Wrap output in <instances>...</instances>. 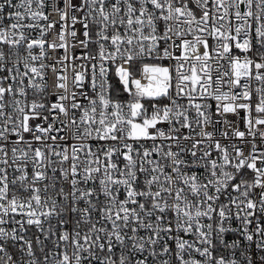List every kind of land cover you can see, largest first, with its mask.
<instances>
[{"label": "snow or ice", "instance_id": "obj_1", "mask_svg": "<svg viewBox=\"0 0 264 264\" xmlns=\"http://www.w3.org/2000/svg\"><path fill=\"white\" fill-rule=\"evenodd\" d=\"M0 264H264V0H0Z\"/></svg>", "mask_w": 264, "mask_h": 264}, {"label": "built area", "instance_id": "obj_2", "mask_svg": "<svg viewBox=\"0 0 264 264\" xmlns=\"http://www.w3.org/2000/svg\"><path fill=\"white\" fill-rule=\"evenodd\" d=\"M74 2H78V0H74ZM6 11H8V9H6ZM50 19H58V17H56V16H52V17H50ZM42 23H43V22H42ZM77 27H79V26H77ZM31 35H32V36H36V35H38V32H32ZM48 39H51V37H48ZM188 39H191V37H188ZM209 43H210V44H214L215 42L212 41V40H209ZM78 51H79V50H77V52H78ZM200 51H201V52L203 51V48H202V47H201ZM57 54H58V55H59V54H62V50H60V52L57 53ZM174 54H175V55H179V51H176ZM50 55H51V53H50ZM250 55H251V54H250ZM254 58H255V57H254ZM48 63H50V61H48ZM160 63H163L164 65L167 66V65H169V63H171V64L174 65V64H175V61H171V62H170V61H168V60H164V61H162V62H160ZM221 63H224V62L222 61ZM137 67H138V65H137ZM69 71H71V70H69ZM173 75H174V72H173ZM53 80H54V75L51 73L50 70H48V84H49L48 92H52V91H53V88L51 87V85H52V83H53ZM109 80L111 81V83H112V85H113V89L120 87L119 84H118V81H117V79H116V77H115V75H114V68L112 69V72H111L110 75H109ZM174 83H175V81H173V84H174ZM253 87H255V82L253 83ZM224 90H227V89L225 88ZM86 91L88 92L89 95L92 94L90 88L86 89ZM171 91H172L173 96L175 97L176 93H175V89H174V87H173V89H172ZM111 94H112L113 98L118 99V100H120V101H127V100L130 99V97H128L127 94H125V93L122 92V89H121V93H120V95H118V96H117L115 90H113ZM31 98H32V96H31V94H30V95H29V99H31ZM51 99L54 100L55 97H51ZM77 99H78L81 103H84V104L87 103V101L83 100V98H81V97H78ZM177 100H178V103H180V104H184V105L187 104V99H185L184 97H177ZM160 102H161V103H169V101H167V100H162V101H160ZM197 102H201V103H203V102H205V101L197 100ZM145 103L147 104L148 102L145 101ZM207 103H209L210 105H212V109L214 110L215 101H211V100H209V101H207ZM77 115H78V113H77ZM191 115L194 117L195 113L192 112ZM61 119H63V117H61ZM229 119H236V118H235V117H229ZM57 127H59V125H57ZM162 127H165V128H166L167 126H166V125H162ZM216 127H220V126L217 125ZM208 130H209V131H212L213 129H212V128H209ZM218 138H219V137H218ZM70 142H72V141H70ZM90 143H92L93 145H95L96 142H95V141H91ZM225 143H227V142H225ZM148 146H151V142H148ZM214 155H215V153H214ZM234 226H235V225H234ZM34 230H35L34 228H33V229H30V231H34Z\"/></svg>", "mask_w": 264, "mask_h": 264}]
</instances>
